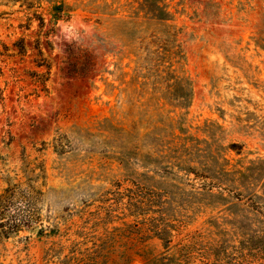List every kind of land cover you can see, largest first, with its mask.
<instances>
[{"label":"rangeland","instance_id":"1","mask_svg":"<svg viewBox=\"0 0 264 264\" xmlns=\"http://www.w3.org/2000/svg\"><path fill=\"white\" fill-rule=\"evenodd\" d=\"M0 90V264H264V0H0Z\"/></svg>","mask_w":264,"mask_h":264},{"label":"trees","instance_id":"2","mask_svg":"<svg viewBox=\"0 0 264 264\" xmlns=\"http://www.w3.org/2000/svg\"><path fill=\"white\" fill-rule=\"evenodd\" d=\"M0 98H1V90H0ZM32 188L28 187V190L26 191H31ZM13 198V192L9 189H5L4 192L0 195V235L1 236H8L14 233L21 232L25 229L33 230L35 228V224L38 225L40 222V219L27 214V211H19V214L9 216L7 210L9 209L10 202L12 201ZM26 196L23 195V199H25ZM144 225V224H143ZM143 227H139L137 229L138 233L142 232ZM151 232L152 237H157L161 239L164 242V248H167L168 246V236L170 235V231L167 228L166 225H164L162 228L160 227H152ZM137 233V234H138ZM158 260V259H157ZM164 259H161V261H155L157 263H154L153 261H149L150 264H163Z\"/></svg>","mask_w":264,"mask_h":264}]
</instances>
